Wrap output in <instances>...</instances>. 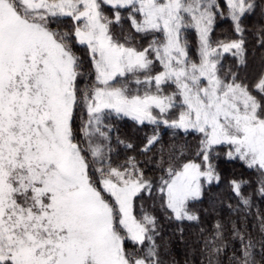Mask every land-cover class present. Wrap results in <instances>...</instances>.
<instances>
[{
    "label": "snow or ice",
    "instance_id": "obj_1",
    "mask_svg": "<svg viewBox=\"0 0 264 264\" xmlns=\"http://www.w3.org/2000/svg\"><path fill=\"white\" fill-rule=\"evenodd\" d=\"M103 4L128 10L136 33L153 34L148 47L129 46L127 37L114 35ZM226 4L240 38L214 44L217 0H0V264H162L156 217L135 211L152 181L131 158L112 165L105 110L201 134L200 162L169 164L168 178L161 177L163 207L177 220H197L190 202L202 197L203 182L220 180L210 158L213 146L227 145L228 159L239 158L264 177V71L252 84L236 72L222 74L225 54L246 65L241 21L257 5ZM63 17L76 22L73 31L53 27ZM120 20L116 11L115 22ZM188 28L197 33L198 59L189 54ZM257 42L264 47V27ZM75 44L87 47L95 73L83 89ZM155 62L162 70L152 74ZM128 74L147 86L142 94L127 82L117 84ZM167 84L176 91L163 94ZM176 107L175 119L164 118ZM157 139L151 137L145 150ZM242 183L231 181L248 205ZM260 183L264 193V178ZM260 228L264 233V218ZM233 237L241 247L231 264H258L256 255L264 257V242L257 252L256 242L235 225ZM218 241L219 223L205 242L208 264H222L227 245Z\"/></svg>",
    "mask_w": 264,
    "mask_h": 264
},
{
    "label": "trees",
    "instance_id": "obj_2",
    "mask_svg": "<svg viewBox=\"0 0 264 264\" xmlns=\"http://www.w3.org/2000/svg\"><path fill=\"white\" fill-rule=\"evenodd\" d=\"M253 2L257 6L241 21L251 60L248 69L245 67L244 75L240 77L249 84L252 83L244 77L245 73H255L264 67V47L257 42L259 29L264 27V0ZM103 10L108 14L114 12V8L106 5H103ZM67 23L63 21L53 27L62 32L73 31V25ZM234 37H238V33L234 31L233 21L227 11H218L212 32L213 40L226 41ZM186 38L191 55L197 54L198 45L194 30H186ZM74 50L82 60L83 75L80 77V87L83 89L94 82L95 73L87 47L75 44ZM86 118L85 114L84 119ZM107 123H110L113 129L107 142L111 149L109 154L112 165H124L131 158L144 172L145 177L152 181L151 192H143L136 199L135 211L137 216L143 209L156 217L155 240L162 264H208L205 242L213 236L218 223L222 225L223 232V241L218 243L227 245L220 256L222 264H231L229 257L234 251L239 255L241 245L233 237V225L256 242V250L259 252L261 242H264V233L260 228L264 218V193L260 191V181L264 177L260 170L249 168L239 158L228 159L225 155L229 150L227 146L213 148L210 158L220 180L208 183L204 187L202 197L190 202L189 209L198 217L197 220H177L163 207L164 201L159 192L161 177L167 178L166 169L169 164L179 166L188 160L200 162L202 157H197L196 154L200 149L201 134L163 126L157 128L150 123H137L128 117L117 115L108 117ZM153 136L158 137L157 141L145 150L148 140ZM233 180L243 181L241 195L248 199V205H244L241 196L233 190ZM255 258L258 264H264V257L257 254Z\"/></svg>",
    "mask_w": 264,
    "mask_h": 264
},
{
    "label": "rangeland",
    "instance_id": "obj_3",
    "mask_svg": "<svg viewBox=\"0 0 264 264\" xmlns=\"http://www.w3.org/2000/svg\"><path fill=\"white\" fill-rule=\"evenodd\" d=\"M217 2L220 3V7L216 11L217 12L218 11H220V12L221 11L222 12L223 11H227V13L229 15V10L227 8L226 0H224L223 3H221V0H217ZM103 5L112 7L111 5H108V4H103ZM103 5H102V11H103L104 15H106L110 20H113V23L109 27H110V31L114 35L127 37L128 41H129V46L136 47L138 49H142V48L148 47V45L152 42V40L154 38L153 34H151V33H136L135 30L132 29L131 26H130V19H129V11L128 10L123 9V8L114 9L113 14H108L106 11L103 10ZM116 11H119L120 14H121V20L118 23L115 22V12ZM61 20L67 21L68 22L67 24H69V25L72 24L73 26L76 23L70 17L60 18V22H63ZM224 21H226V19H224ZM215 22H216V20H215ZM263 22H264V17H263ZM59 23L58 24H54V25L58 26ZM241 26H242V22H241ZM213 28H214V25H213ZM186 30H194V32L196 33V30L194 28L185 29L184 33H183V35L185 37H186ZM155 37L156 38H162V33H155ZM196 38H197V45H198L197 33H196ZM211 38H212V33H211ZM239 38H240V34H238V37H234L232 39H239ZM212 41L214 42V44H215V42H217V41L213 40V38H212ZM121 42H123V41H121ZM189 54H190L191 57H192V55L194 56L193 59H198V49H197V54L196 53H192V55H191L190 51H189ZM248 54H250L249 49H247V62H246L245 66H238L236 59L234 57H232L231 54H225V56L223 57V60H222V64H223L222 74L223 73H228L229 71H231V72L238 73L239 76L244 75L243 72H245V70L248 69V64H249V61L251 60V58L248 56ZM245 67H246V69H245ZM161 70H162V68L159 65V62H155V66L153 68L152 74H155L156 72L161 71ZM261 71H264V67H262V69L260 71L258 70L255 73H248V71H247L245 73L244 77H246L249 80L250 83H254L256 78H257V76L259 75V73ZM137 75H139V78L141 80L143 79V75L142 74H137ZM134 79H135V77H133L131 74H128L127 77L118 78L117 79V84H119L121 82H127L128 85H129V88L132 90L133 93H135V91L137 89H139L140 93L142 94L146 90L147 86H145V85H139V86L136 85L134 83ZM155 90H156L155 89V85L153 84L152 87H151V91L155 92ZM162 90H163V94L168 95V94H171L172 92H175L176 91V87H175L174 84H167V85H163L162 86ZM179 111H180L179 107L173 108L165 115L164 118H166V119H175L177 117ZM154 114L159 115L158 110H154ZM111 115H116V114L113 113V112H110V110H105L103 123H104V125L108 126V127L105 128V131H108L109 137L112 136V130H113V129H111L110 123H107L108 122V117L110 118ZM124 117H127V116H124ZM128 118L132 119L131 117H128ZM137 123H139V122H137ZM144 123H149V122L145 121ZM150 124L153 125V126H156L157 128L161 127V126L169 127V126L163 124L162 122L159 123V124H152V123H150ZM170 128H172V127H170ZM173 129L180 130L182 132H195V131H192V130L185 131L183 129H177V128H173ZM220 146H227V145H217V146H213V148L220 147ZM197 163H199V162H197ZM253 169H257V168H253ZM167 178H165V179H167ZM203 184H204V187H205L208 183L207 182H203ZM145 192H149V191H145ZM161 195L163 196L162 193H161ZM169 211L171 212V210H169ZM171 214H172V212H171ZM127 247L129 249H131L133 247L131 242L127 243Z\"/></svg>",
    "mask_w": 264,
    "mask_h": 264
}]
</instances>
